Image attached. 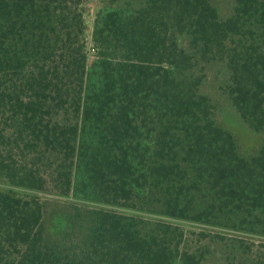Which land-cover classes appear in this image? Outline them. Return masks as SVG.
<instances>
[{
  "label": "trees",
  "instance_id": "1",
  "mask_svg": "<svg viewBox=\"0 0 264 264\" xmlns=\"http://www.w3.org/2000/svg\"><path fill=\"white\" fill-rule=\"evenodd\" d=\"M91 1L0 0V264H202L174 220L264 236V144L242 155L201 91L223 62L264 130V0L226 18L210 0H95L89 40ZM47 191L93 204L83 239L46 241Z\"/></svg>",
  "mask_w": 264,
  "mask_h": 264
},
{
  "label": "rangeland",
  "instance_id": "2",
  "mask_svg": "<svg viewBox=\"0 0 264 264\" xmlns=\"http://www.w3.org/2000/svg\"><path fill=\"white\" fill-rule=\"evenodd\" d=\"M223 18L231 15L235 0H210ZM88 21V38L91 40L92 24L97 4L92 0L85 6ZM201 91L211 97L215 105V117L221 126L235 137L239 152L251 157L264 144V130L255 132L241 118L226 94L229 72L223 62L209 64ZM45 204V239L49 243H73L88 233L91 224L89 211L93 204L73 194L60 195L53 191L38 193ZM157 219L154 214L142 213ZM159 219V218H158ZM184 233L182 243L191 249L207 250L202 264H250L264 256V236L245 231H235L217 226H205L190 221L174 220Z\"/></svg>",
  "mask_w": 264,
  "mask_h": 264
}]
</instances>
